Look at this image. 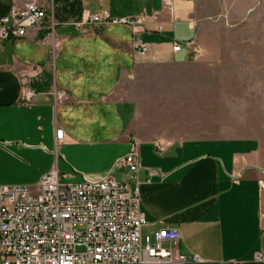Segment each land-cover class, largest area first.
I'll return each mask as SVG.
<instances>
[{"label":"crops","instance_id":"1","mask_svg":"<svg viewBox=\"0 0 264 264\" xmlns=\"http://www.w3.org/2000/svg\"><path fill=\"white\" fill-rule=\"evenodd\" d=\"M28 1L48 10L57 26L50 35L31 26L26 36L0 40V186L35 185L55 167L69 174L67 181L110 171L129 180L120 158L137 150L145 236L178 229L173 247L201 257L185 264H264L256 259L264 256V140L145 134L127 119L122 102L123 80L140 68H200L190 65L198 59L197 44L209 57L198 17L204 0H172L171 6L168 0H0V17ZM105 9L146 16L145 52L134 47L130 26L88 23ZM56 88L70 99L57 103ZM28 90L32 98L24 97ZM149 168L157 170L151 177Z\"/></svg>","mask_w":264,"mask_h":264},{"label":"built area","instance_id":"2","mask_svg":"<svg viewBox=\"0 0 264 264\" xmlns=\"http://www.w3.org/2000/svg\"><path fill=\"white\" fill-rule=\"evenodd\" d=\"M145 17L114 15L105 9L91 14L88 23L130 26L134 47L145 52L147 44L141 37ZM31 26L50 35L57 22L35 1L14 5L0 17V40L26 36ZM76 26L81 28L80 23ZM180 49L175 42L173 50ZM33 95L34 90L24 93L25 98ZM54 98L60 103L69 100L70 94L56 88ZM63 137V130L58 129V140ZM158 147L164 150L161 144ZM120 161L131 172L129 180H119L110 171L100 178L65 181L69 174L55 167L35 185L0 186V264H185L201 260L173 247L181 237L176 228L154 229L144 239L140 154L133 150ZM148 170L150 177L157 172ZM260 182L264 222V178ZM256 259L264 260V256L258 253Z\"/></svg>","mask_w":264,"mask_h":264},{"label":"rangeland","instance_id":"3","mask_svg":"<svg viewBox=\"0 0 264 264\" xmlns=\"http://www.w3.org/2000/svg\"><path fill=\"white\" fill-rule=\"evenodd\" d=\"M198 17L209 57L197 44L190 65L200 68H140L123 80L127 119L169 139L264 140V0H204Z\"/></svg>","mask_w":264,"mask_h":264}]
</instances>
